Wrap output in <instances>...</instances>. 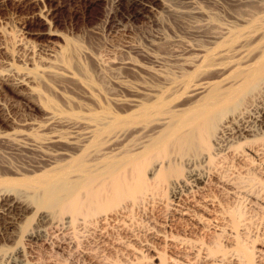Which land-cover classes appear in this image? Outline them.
<instances>
[{
  "label": "rangeland",
  "instance_id": "1",
  "mask_svg": "<svg viewBox=\"0 0 264 264\" xmlns=\"http://www.w3.org/2000/svg\"><path fill=\"white\" fill-rule=\"evenodd\" d=\"M256 1L0 0V71L11 70L31 82L24 94L0 88V136H10L0 140L1 179L17 183L29 177L19 180L25 186L55 163H67L70 157L63 153L78 156L84 147L94 157L117 156L144 141L123 135L124 130L145 125L150 128L145 136L157 134L162 128L155 125L158 118L183 114L207 94L194 85L217 84L234 65L250 59L256 41H239L236 55L226 50L235 36L248 38L259 21L264 25V0ZM48 59L51 64L42 62ZM145 109L151 110L146 122L140 119ZM138 119L141 126L134 125ZM105 122L128 125L113 134L99 133ZM39 125L45 127L38 130ZM51 135L82 147L17 146L18 141ZM232 138L224 142L231 145L226 163H219L225 167L214 174L203 163L207 180L199 191L184 194L187 198L158 191L149 204L120 213L125 219L89 227L80 220L102 203L88 213L84 205L82 215L68 225L71 204L46 209L55 225L26 215L30 218L21 220V229L11 231L8 216V223L0 221V248L21 246L29 264H247L244 257L250 254V264H264V155L258 158L247 150L251 143L244 141L251 135ZM144 178L154 184L147 173ZM25 189L17 195L26 194L21 198L28 201ZM120 200L115 210L130 208V196ZM39 227L45 233L42 241H28L26 233Z\"/></svg>",
  "mask_w": 264,
  "mask_h": 264
},
{
  "label": "bare ground",
  "instance_id": "2",
  "mask_svg": "<svg viewBox=\"0 0 264 264\" xmlns=\"http://www.w3.org/2000/svg\"><path fill=\"white\" fill-rule=\"evenodd\" d=\"M251 1L253 2V0ZM258 4H260V1ZM260 18L264 20V14H262ZM258 23L260 25L252 28L250 32L251 36H247L248 38L245 37L246 35L238 38L235 36V39H231L233 40L232 43H229L232 45H230V50L229 48L226 50V52H233L232 54L236 55L242 48V44L245 45L248 41V44L252 41H256V45L254 44L255 46L250 49V54L247 55L251 56L248 61L234 65L231 75L217 84L201 82L200 84L194 85V88H197L196 90L206 91L207 94L183 114H163V118L161 117L160 120L158 118V122L155 124L162 127L157 134L153 133L145 136L149 133L150 128L145 125L141 126L143 121L139 122L138 119L139 123L136 121L134 125H139L141 123V127H134L131 131L129 129L126 131L124 130L122 134L140 136L144 141L139 145L136 144V146L133 144L135 147H131L130 144L129 146L131 148L129 149L125 146L128 150L124 149L126 151L122 152V148L120 150L121 153L119 152L117 156L115 154L112 156L111 154V157L107 155V157L104 155V158H99L97 155L94 157L92 156L93 153H88V151L85 152L83 150L84 147L80 150L82 146H78L76 142L68 141L69 138L65 139L57 135H51L47 138L44 137V139H42V136L35 137L33 141L31 140L33 144L30 140V142L27 141L29 138L26 139L27 142L18 141L20 143H17L18 145L12 141L18 147H28L29 150L34 148L41 150L46 146H63L65 143L70 147L74 146L77 151L80 150L81 154L72 157L63 153V156L70 157L69 161L66 160L67 163L61 164L63 163L61 162L60 165H58L59 163H55V166H51L48 171L42 172L40 175H34L36 179L32 177L33 180L30 179L29 184L27 183L28 181H26L25 186L22 184L23 180L19 181L25 177H23V175V178H18L19 183L17 180L15 181L17 183H10L8 180L11 179L6 178V180H4L0 177V187H2L0 188V221H6L8 223L9 221L6 219L10 216L9 224L11 231L14 229L18 230L22 227L20 226L21 220L24 218L28 220L31 216H35V218L44 224L55 225L57 222L55 223L54 220L51 219L52 216L48 213L49 210L53 211L65 204H67V206H64L65 209H68V204H71V210L69 209L71 218H69V220L67 218L66 222L68 225L74 220L73 217L82 215L84 205L85 209L88 208L86 209L88 213L90 207L92 208L95 205L99 206L100 203H102V206H100V208L98 207L100 212L99 209L97 211L100 214L95 215L97 213L96 211L91 212L89 213L90 215L88 214L90 217L79 219V224L84 227H89L97 223L105 224L106 222H119L121 218H126V216H121L122 213L127 215L132 208L134 210V208H138L140 205L149 204V202L154 200L158 191L168 192L173 198L178 199L184 194L191 195L194 191L193 189H197L198 191L202 189L199 186L202 184L204 185V181L207 180L204 178V175H206L204 174L205 171L202 170L204 169L202 168V166H204L203 163H206V167L208 166L210 169L208 170L212 171L214 174L220 172L222 170L220 168L224 165H219V163L220 161L226 163V153L231 149V145L225 146L224 142H227V144L231 142L230 138L233 140L232 137L236 133L241 138L242 136L245 137V135H251L252 138H249V140H243L244 145L245 143H247V145L251 143L247 150L250 151L253 156L258 158L261 156L263 157L264 25L263 23L261 24L260 21ZM239 41L242 44H240L238 48H234ZM243 58L246 59L247 57L245 56ZM42 62L45 64L52 63L49 59ZM30 83L28 77L25 75L20 76L17 73L11 72V70L0 71V88L11 87L18 93L24 94V88L30 89ZM163 105L161 104V109ZM149 111L151 110L149 109ZM149 111L145 109L142 114H140V119H145L144 122L148 119L147 116L149 113H146ZM159 111L160 110H158V112ZM150 113L152 114V112ZM48 117L47 121H54L56 119L53 116ZM131 124L129 125L131 126ZM150 124L151 123L148 125ZM123 125L128 124L119 125L115 122H109L100 128L99 133L104 131L109 134L119 127H124ZM41 127L44 128L45 126H36L38 130ZM99 133L98 136H100ZM8 136L9 135H7V137L0 136V140H8ZM14 138L16 139V137ZM235 138L236 137H234V139ZM17 139H20V137ZM236 149L235 147L234 151H236ZM59 154L60 153H58V155ZM60 155H62V153ZM235 155H237V153ZM237 158H239V156H237ZM262 164L264 165L263 162ZM121 172L124 173L122 174ZM126 172L128 176H125ZM146 173L153 178V185H148L147 180L144 178ZM24 179L28 180L29 177H25ZM222 180L224 181V179ZM20 183L21 185L17 188ZM223 183H225V181ZM227 185L228 184H226V186ZM20 188L21 190L26 188L27 191H29V194H27L29 197L27 198L30 202L22 200L26 194H23L24 196L21 195V197L23 196L22 198L20 195H17L18 193H23L21 191L17 192ZM26 189L24 192H26ZM80 192L85 193L83 198L79 197V194L83 196ZM124 195L130 196L131 198L132 203L130 204V208L122 207L115 210L114 208L116 207L114 206L119 204L121 201L120 199H122ZM25 197L24 199H26ZM43 209H47L48 212ZM187 210L189 211V209ZM179 213H182V210H180ZM188 213L186 212L182 215L187 216ZM26 215L30 217H26ZM231 217L234 225H236L235 217ZM19 231H17V234H19ZM44 235L45 233L41 227L34 228L26 233L27 240L33 241L34 243L42 241ZM26 257H28L27 253L21 246H16L13 250L9 251L0 248V264H29ZM244 259L247 261V264H250L252 262V255L245 256Z\"/></svg>",
  "mask_w": 264,
  "mask_h": 264
}]
</instances>
